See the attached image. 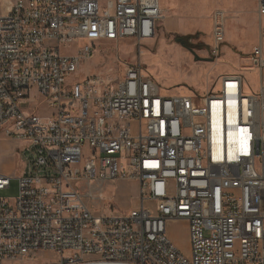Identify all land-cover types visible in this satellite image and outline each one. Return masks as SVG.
<instances>
[{
    "label": "built area",
    "instance_id": "built-area-1",
    "mask_svg": "<svg viewBox=\"0 0 264 264\" xmlns=\"http://www.w3.org/2000/svg\"><path fill=\"white\" fill-rule=\"evenodd\" d=\"M248 58L258 88L219 75L203 93L166 95L140 61L122 74L67 81L98 41L155 34L159 0H14L0 12V134L23 169L0 197V264L58 255L52 264H264V0ZM226 12L211 14L212 61ZM77 46L75 54L62 47ZM218 85V88H215ZM50 109L36 112L37 99ZM11 175L0 173V190ZM135 180L140 205H105L93 184ZM99 206V207H100ZM184 222L188 253L168 234Z\"/></svg>",
    "mask_w": 264,
    "mask_h": 264
},
{
    "label": "rangeland",
    "instance_id": "rangeland-1",
    "mask_svg": "<svg viewBox=\"0 0 264 264\" xmlns=\"http://www.w3.org/2000/svg\"><path fill=\"white\" fill-rule=\"evenodd\" d=\"M159 1L161 7L167 6L169 2L170 10L157 20L154 36L141 43L140 53L136 43L129 39L119 43L98 41L92 55L80 62L76 73L70 75L67 81H81L94 74L119 77L125 64L140 61L144 74L150 76L166 95L189 94L193 91L203 93L219 75L226 73L244 76L245 94L258 88L259 74L248 58L251 47L258 42L261 34L256 0ZM13 2L0 0V10L6 12ZM215 9H223L227 14L224 25L225 44L221 46V54L216 59L207 61L212 59L209 46L212 44L211 14ZM178 19L185 25L184 30L178 29ZM186 35L189 36V47L195 55L175 40L176 37ZM76 51V45L62 47L63 53L75 54ZM36 101V112L48 118L50 109L44 106L40 97ZM8 139L0 134V173L12 176L9 188L0 190V197L11 201L18 191L17 177L23 169V158L18 154L17 141ZM8 143L13 145L11 155L4 153L5 144ZM99 187L106 199L105 205H95L101 213H107L108 206H113L117 212H127L140 205L139 185L136 181L117 180L101 186L93 184L91 188L97 192ZM168 234L181 251L188 253L187 227L178 222L168 223ZM57 260L58 255L41 253L33 261H9L2 264H52Z\"/></svg>",
    "mask_w": 264,
    "mask_h": 264
},
{
    "label": "crops",
    "instance_id": "crops-1",
    "mask_svg": "<svg viewBox=\"0 0 264 264\" xmlns=\"http://www.w3.org/2000/svg\"><path fill=\"white\" fill-rule=\"evenodd\" d=\"M170 3L169 2H167V6H164V7H161L162 8V11H163V16L162 17H164L165 15H167V13H168V11L170 10V8H168V5H169ZM0 12H4L2 9L0 10ZM179 23H180V20H179ZM178 29H183L184 30V26H183V24L182 23H180V26H178ZM230 39V38H229ZM250 52V51H249ZM215 88L217 89L218 88V85H215ZM8 139V138H7ZM9 140V139H8ZM12 152H13V145L12 144H5V149H4V153L6 154V155H11L12 154ZM133 181H135V180H127V182H133ZM137 182V181H136ZM178 223H180V224H182L184 227H186L185 226V224H184V222H181V221H178ZM170 236V238L172 239V237H171V235H169ZM172 241H173V239H172ZM174 242V241H173ZM175 243V242H174ZM176 244V243H175Z\"/></svg>",
    "mask_w": 264,
    "mask_h": 264
},
{
    "label": "flooded vegetation",
    "instance_id": "flooded-vegetation-1",
    "mask_svg": "<svg viewBox=\"0 0 264 264\" xmlns=\"http://www.w3.org/2000/svg\"><path fill=\"white\" fill-rule=\"evenodd\" d=\"M188 38H189V36H183V37H179L178 38V42L180 43L181 41H183V45H184V47L186 48V49H188V48H190L189 47V42H188ZM192 49V48H191Z\"/></svg>",
    "mask_w": 264,
    "mask_h": 264
},
{
    "label": "water",
    "instance_id": "water-1",
    "mask_svg": "<svg viewBox=\"0 0 264 264\" xmlns=\"http://www.w3.org/2000/svg\"><path fill=\"white\" fill-rule=\"evenodd\" d=\"M180 44L183 45V41H181ZM183 46H184V45H183ZM188 50H189L190 52H192V53L195 55V52L193 51V49L188 48ZM197 59H199V58H197ZM206 60H207V61H212V59H206Z\"/></svg>",
    "mask_w": 264,
    "mask_h": 264
},
{
    "label": "bare ground",
    "instance_id": "bare-ground-1",
    "mask_svg": "<svg viewBox=\"0 0 264 264\" xmlns=\"http://www.w3.org/2000/svg\"><path fill=\"white\" fill-rule=\"evenodd\" d=\"M161 12L163 13V11H162V8H161ZM163 16V14L161 15V17ZM179 20V19H178ZM181 23V22H180ZM183 24V23H182ZM184 27H185V25H184ZM157 74V73H156ZM185 224V223H184Z\"/></svg>",
    "mask_w": 264,
    "mask_h": 264
},
{
    "label": "trees",
    "instance_id": "trees-1",
    "mask_svg": "<svg viewBox=\"0 0 264 264\" xmlns=\"http://www.w3.org/2000/svg\"><path fill=\"white\" fill-rule=\"evenodd\" d=\"M179 37H176L175 40H178Z\"/></svg>",
    "mask_w": 264,
    "mask_h": 264
}]
</instances>
